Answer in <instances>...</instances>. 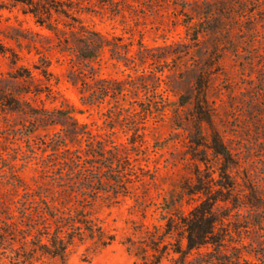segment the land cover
I'll use <instances>...</instances> for the list:
<instances>
[{
    "label": "rangeland",
    "instance_id": "rangeland-1",
    "mask_svg": "<svg viewBox=\"0 0 264 264\" xmlns=\"http://www.w3.org/2000/svg\"><path fill=\"white\" fill-rule=\"evenodd\" d=\"M45 1L53 8L42 25L26 5L0 0V192L12 198L49 186L60 170L48 142L64 123L57 111L71 108L108 149L118 146L105 153L117 156L112 168L102 156L89 160L92 178L104 179L95 187L106 192L85 202L114 241H77L65 264H135L130 241L205 202L232 249L242 245L244 258L259 263L246 251L264 246L247 228L253 183L264 197V0ZM81 27L109 41L89 64L76 53ZM101 80L108 94L87 103ZM202 94L209 121L197 106ZM10 100L21 110L2 104ZM33 109H47L57 124ZM215 134L229 159L209 148ZM114 179L128 181L124 193H114Z\"/></svg>",
    "mask_w": 264,
    "mask_h": 264
},
{
    "label": "trees",
    "instance_id": "trees-1",
    "mask_svg": "<svg viewBox=\"0 0 264 264\" xmlns=\"http://www.w3.org/2000/svg\"><path fill=\"white\" fill-rule=\"evenodd\" d=\"M12 1L26 5L42 25L45 23L44 18L52 14V4L45 0ZM79 31L81 45L76 47V53L89 64L99 58L103 49L109 47V41L98 32L88 31L84 27ZM199 33L197 31L195 36ZM99 82L85 99L87 103H102L108 94L106 92H109L110 87L106 85L107 82ZM111 89L117 94L124 92L121 88ZM199 98V113L207 116L205 118L209 121L207 99L204 94ZM18 102L10 100L2 104L15 111L21 110ZM57 114L64 123L50 137L48 144L52 151L49 156L54 157L50 163L53 169L60 170L59 173L48 181L49 186L38 189L24 187L22 194L17 193L12 198L0 192V264H42L46 257L59 259L65 264L70 247L77 241L90 239L101 247L114 241V237L107 236L97 219L91 216L85 202H90L100 192H106L95 187L96 183H104V179L92 178L89 168L94 169L96 166L88 165L89 160L102 156L112 161V168L117 156L111 154L105 157V153L116 149L118 144L111 141L112 149H108L106 141L98 139L92 130L79 123L71 108L59 109ZM33 117L57 124L52 121L53 117L47 109L41 112L35 110ZM70 138L80 142L85 140L87 145L73 149L67 141ZM209 148L225 158L231 156L218 134H215ZM128 170L123 168L117 172V177L124 178L123 174ZM127 182L114 179L117 187L114 193H124L121 189L127 188ZM258 188L256 183L250 187L251 211L247 228L255 229L261 234L260 237H264V197L258 194ZM213 206L210 202L197 205L188 214L179 213L175 219L156 225L154 231L138 245L130 241L129 249L136 257L135 264H264V246L262 252L246 251L255 256L259 263L244 258L242 245L232 249V240L228 238L227 230L222 228L223 223Z\"/></svg>",
    "mask_w": 264,
    "mask_h": 264
}]
</instances>
